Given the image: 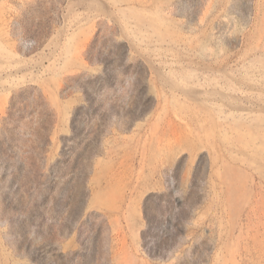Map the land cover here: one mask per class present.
I'll return each mask as SVG.
<instances>
[{
    "label": "rangeland",
    "instance_id": "obj_1",
    "mask_svg": "<svg viewBox=\"0 0 264 264\" xmlns=\"http://www.w3.org/2000/svg\"><path fill=\"white\" fill-rule=\"evenodd\" d=\"M0 264H264V0H0Z\"/></svg>",
    "mask_w": 264,
    "mask_h": 264
}]
</instances>
